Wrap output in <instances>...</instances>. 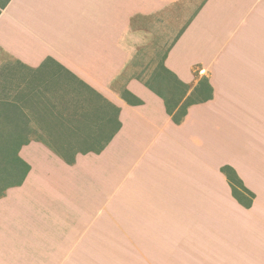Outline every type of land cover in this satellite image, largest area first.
<instances>
[{
    "label": "crops",
    "instance_id": "obj_1",
    "mask_svg": "<svg viewBox=\"0 0 264 264\" xmlns=\"http://www.w3.org/2000/svg\"><path fill=\"white\" fill-rule=\"evenodd\" d=\"M0 123L30 165L0 264H81L115 218L139 264H264V0H0Z\"/></svg>",
    "mask_w": 264,
    "mask_h": 264
},
{
    "label": "rangeland",
    "instance_id": "obj_2",
    "mask_svg": "<svg viewBox=\"0 0 264 264\" xmlns=\"http://www.w3.org/2000/svg\"><path fill=\"white\" fill-rule=\"evenodd\" d=\"M147 81L150 84L154 85L156 83L158 85L159 81L164 83L167 79L165 76H162L161 79L147 76ZM164 91L170 98V89L166 87ZM6 125L5 129L0 131V135L10 133L8 124ZM12 140L14 139L0 138V150L7 142ZM11 160L10 154L0 156V192L2 186L11 177L8 170L12 164ZM114 220V229H82L81 248L76 251L81 264H139V243L136 229L134 232H132V229H121V219L115 218Z\"/></svg>",
    "mask_w": 264,
    "mask_h": 264
},
{
    "label": "trees",
    "instance_id": "obj_3",
    "mask_svg": "<svg viewBox=\"0 0 264 264\" xmlns=\"http://www.w3.org/2000/svg\"><path fill=\"white\" fill-rule=\"evenodd\" d=\"M159 76L160 75H155V77H159ZM178 82H179V80H178ZM180 83L184 87L186 86L182 82H180ZM147 84L155 92H157L160 96H162L165 99L168 112L170 114H173V118L175 119L176 122H180L186 114L187 104H184L182 107L179 108V110L176 113H173L174 105L172 106V103L176 100L177 97L180 98L181 95L185 92V90H183L182 93H180V91H178V92L176 91V93L170 92L171 97L169 98L164 90H161V88L156 86L157 85L156 83L153 85V84H150L149 82H147ZM203 89H204L203 95L206 96L207 98H211L212 93H213V89H212L211 85L206 83L204 85ZM2 137L3 136H0V138H2ZM6 138H10V137H6ZM12 139H14V138H12ZM4 142H2V144H4ZM25 142H26L25 139H14L12 141L7 142L5 144V146L2 147V150H0V156L5 155V154H10L11 158H12L11 167H9V169H8L11 177H10L9 181H7L2 186V190L0 192V197L4 195L5 190L8 187L22 184L24 179L26 178L29 170H30V165L19 155V150H20L21 146L23 144H25ZM222 171L226 174V176L228 178V181L232 187V192H233V195L235 196V198L241 204H243L245 207H251L253 204V200L255 198V193L243 185L242 181L237 176L235 170L232 167L224 166V167H222Z\"/></svg>",
    "mask_w": 264,
    "mask_h": 264
}]
</instances>
